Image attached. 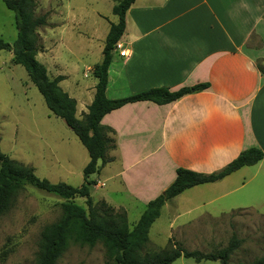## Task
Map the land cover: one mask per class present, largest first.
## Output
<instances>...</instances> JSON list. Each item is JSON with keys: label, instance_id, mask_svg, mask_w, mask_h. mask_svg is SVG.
I'll return each instance as SVG.
<instances>
[{"label": "crops", "instance_id": "obj_1", "mask_svg": "<svg viewBox=\"0 0 264 264\" xmlns=\"http://www.w3.org/2000/svg\"><path fill=\"white\" fill-rule=\"evenodd\" d=\"M41 1L51 11L39 30L46 52L36 58L47 72L53 69L52 78L66 77L57 52L66 49L63 33L71 28L85 36L78 47L90 52L91 43L105 41L110 23L117 22L112 7L120 0ZM252 36L261 45L249 43ZM263 37L264 0H134L118 40L127 55L113 53L106 97L157 87L177 91L207 86L167 104L137 101L106 113L100 122L114 130L115 148L99 171L115 169L92 187L116 181L134 203L145 207L173 182L179 167L209 174L247 148L264 154ZM95 83L81 94L80 116L93 99ZM181 199L200 209L199 215L264 211V157L221 180L188 188L164 206Z\"/></svg>", "mask_w": 264, "mask_h": 264}, {"label": "rangeland", "instance_id": "obj_2", "mask_svg": "<svg viewBox=\"0 0 264 264\" xmlns=\"http://www.w3.org/2000/svg\"><path fill=\"white\" fill-rule=\"evenodd\" d=\"M36 2V12L47 13L49 16L51 8L44 10L46 4L41 0ZM43 28L39 30L43 31ZM16 33L13 12L0 0V38L12 43ZM63 34L62 45L69 51L64 48L57 51L64 62L59 67L63 70L61 74L67 75L59 85L69 96L78 100L76 117L79 119L81 94L85 95V87H90L93 81H96L89 69L101 61L104 39L95 40L91 43L93 47L90 52H86L78 47L83 45L81 42L85 36L81 37L71 28ZM41 43L43 48L40 52H46L42 38ZM249 43L261 45V40L252 36ZM262 46L264 53V45ZM10 59L7 50H0L1 152L17 163L33 168L40 178L53 183L81 185L82 170L89 160L86 149L65 122L48 110L25 69L12 63ZM37 59L43 63L38 57ZM256 61L260 62L261 58L257 57ZM54 73L49 67L48 77L52 78L51 75ZM93 92L92 89V94ZM107 157L109 158V152ZM109 169L92 174L90 179L98 181V178L107 175L106 171ZM111 169H115V166ZM91 196L94 202L105 199L107 205L116 210L124 208L130 229L145 209L134 203L121 190L120 185L112 180L105 182L101 188L92 187ZM64 201L66 199L58 195L29 185L19 191L9 210L0 216V264H33L38 252L40 231L44 225L54 222L59 217L61 203ZM73 201L86 208L84 198L75 197ZM200 212V209H192L190 202L185 199L168 202L161 208L159 217L151 225L148 242L142 251L157 252L167 247L168 241L171 240L187 250L215 253L224 248L232 235H235L240 244L229 258L228 264H247L263 256L264 215L261 214H264V211L246 209L229 210L226 213L215 211L212 216L199 215ZM57 264L114 263L107 258L101 243L89 246L71 242ZM171 264H220V262L212 260L195 262L191 258L179 257Z\"/></svg>", "mask_w": 264, "mask_h": 264}, {"label": "trees", "instance_id": "obj_3", "mask_svg": "<svg viewBox=\"0 0 264 264\" xmlns=\"http://www.w3.org/2000/svg\"><path fill=\"white\" fill-rule=\"evenodd\" d=\"M2 2L13 12L17 33L12 43L0 38V50L12 53V63L21 65L25 69L48 110L61 118L74 132L89 157L82 170L83 183L72 186L64 182L53 183L40 178L33 168L17 163L0 150V216L9 210L17 193L26 185L66 199L61 203L59 217L42 227L38 252L33 264H57L71 242L89 246L101 243L107 258L114 264H171L179 257L191 258L195 262L212 260L219 261L220 264H228L229 258L240 244L235 235H232L224 248L215 253L187 250L171 240L168 241L167 247L157 252L144 253L142 249L148 242L151 225L159 217L161 208L168 200L188 188L216 182L243 166L257 163L264 157L259 148L250 147L243 150L226 166L209 174L177 168L173 182L146 204L131 229L124 209L116 210L104 200L94 202L91 196V188L95 181L91 180L90 176L97 173L110 160L107 153L115 148L114 130L100 122L106 113L137 101L167 104L184 94L202 90L207 84L183 87L177 91L157 87L121 98H107L105 90L114 45L124 32L125 12L134 2V0H120L112 7V13L118 17V20L116 23H110L102 48V59L92 68V75L96 80L93 99L87 106V112L78 119L76 100L59 85L64 77L58 75L50 79L46 67L36 58L43 48L39 29L47 25L48 14L36 12V0H2ZM75 197L84 198L86 208L74 202ZM247 264H264V254Z\"/></svg>", "mask_w": 264, "mask_h": 264}, {"label": "built area", "instance_id": "obj_4", "mask_svg": "<svg viewBox=\"0 0 264 264\" xmlns=\"http://www.w3.org/2000/svg\"><path fill=\"white\" fill-rule=\"evenodd\" d=\"M121 48V45L119 42H116V44L114 45V52L118 53L120 56H125L127 55V52L126 50L124 49H120Z\"/></svg>", "mask_w": 264, "mask_h": 264}]
</instances>
